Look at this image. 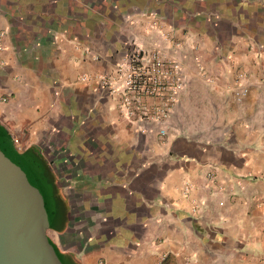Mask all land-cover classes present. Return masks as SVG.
<instances>
[{
  "label": "crops",
  "instance_id": "1",
  "mask_svg": "<svg viewBox=\"0 0 264 264\" xmlns=\"http://www.w3.org/2000/svg\"><path fill=\"white\" fill-rule=\"evenodd\" d=\"M0 32V127L50 170L60 254L264 264V0H0ZM132 48L181 68L163 137L96 79Z\"/></svg>",
  "mask_w": 264,
  "mask_h": 264
},
{
  "label": "water",
  "instance_id": "2",
  "mask_svg": "<svg viewBox=\"0 0 264 264\" xmlns=\"http://www.w3.org/2000/svg\"><path fill=\"white\" fill-rule=\"evenodd\" d=\"M50 218L15 155L0 143V264H62L47 237Z\"/></svg>",
  "mask_w": 264,
  "mask_h": 264
},
{
  "label": "built area",
  "instance_id": "3",
  "mask_svg": "<svg viewBox=\"0 0 264 264\" xmlns=\"http://www.w3.org/2000/svg\"><path fill=\"white\" fill-rule=\"evenodd\" d=\"M3 37L4 33L0 32V51ZM96 79L113 97H118V106L128 120L156 123L159 125L158 135L165 136L164 125L183 85L181 68L176 62L167 59L160 51L145 52L132 48L116 63L113 73ZM247 94L246 87L234 92L237 98ZM13 142L21 149L17 139L14 138Z\"/></svg>",
  "mask_w": 264,
  "mask_h": 264
},
{
  "label": "trees",
  "instance_id": "4",
  "mask_svg": "<svg viewBox=\"0 0 264 264\" xmlns=\"http://www.w3.org/2000/svg\"><path fill=\"white\" fill-rule=\"evenodd\" d=\"M0 143L6 146L16 157L21 167L27 174L35 190L40 194L45 202V208L48 211V205L53 203V183L49 178V168L34 150H27L22 153L14 148L10 136L0 127ZM52 244V243H51ZM62 264H77L71 259L63 256L52 244Z\"/></svg>",
  "mask_w": 264,
  "mask_h": 264
},
{
  "label": "rangeland",
  "instance_id": "5",
  "mask_svg": "<svg viewBox=\"0 0 264 264\" xmlns=\"http://www.w3.org/2000/svg\"><path fill=\"white\" fill-rule=\"evenodd\" d=\"M189 121H190V120H189ZM189 121H188V122H189ZM189 123H190V122H189ZM13 143H14V142H13ZM14 148H15L18 152H21V150L17 147V145H16V146L14 145ZM18 149H19V150H18Z\"/></svg>",
  "mask_w": 264,
  "mask_h": 264
}]
</instances>
